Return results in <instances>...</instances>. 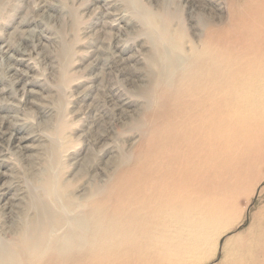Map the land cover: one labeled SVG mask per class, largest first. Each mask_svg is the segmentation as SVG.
Returning a JSON list of instances; mask_svg holds the SVG:
<instances>
[{"label": "bare ground", "instance_id": "bare-ground-1", "mask_svg": "<svg viewBox=\"0 0 264 264\" xmlns=\"http://www.w3.org/2000/svg\"><path fill=\"white\" fill-rule=\"evenodd\" d=\"M97 1L100 5L90 15L93 24L100 25L95 31L98 46L92 48L88 73L99 67L101 80L107 82L95 84L96 73L90 76L94 84L76 96V103L89 101L74 112L86 120L81 128L86 148L82 153L64 150L63 154L80 185L65 196V190L50 179L56 175L50 174V180H36L35 186L27 187L36 217L0 245V264H201L213 255L216 236L234 216L235 192L243 189L264 153V0H226L224 10L221 0H207L214 5L208 14L202 12L206 6L200 0H146L144 5L127 0L134 15L124 24V14L112 10L111 0ZM177 1L186 7L183 21L190 36L178 15ZM85 5L81 4L82 10ZM54 6L40 0L35 8L20 0L12 7L15 12L28 7L33 14L38 11L39 18L20 21L19 26L32 24L28 34L15 30L17 45L0 43V61L13 76L6 84H20L14 91L32 105L40 104L27 98L35 92L21 80L24 73L18 65H27L37 48L42 54L48 52L41 39L48 43L54 36L42 33L47 26L40 24L63 28L64 8ZM117 20L122 23L117 32L131 22L138 24L132 41L140 39L144 51L134 48L125 57L115 52L120 37L106 28ZM60 40L54 39L53 44L57 47ZM123 65L138 77L143 73L145 78L160 77L162 87L153 102L148 93L142 103L144 108L152 103L153 109L146 130L137 127L141 142L131 160L112 177L104 164L100 170L104 176L96 186L92 179L86 180L87 158L97 140L109 138L104 128L108 112L125 113L122 108L128 98L121 97V84L115 85L111 74ZM47 67L54 71L53 62ZM44 108L49 121L55 107L52 103ZM28 121L13 124L0 115V152L2 142H7L21 155L35 152L41 162L45 149L33 141L51 138V133L17 137L13 131L15 125L45 128L48 121L42 123L45 127ZM109 146L103 141L98 154L109 152ZM4 185H0L1 196L7 192ZM14 197L0 205V214L12 228L25 223L22 217L31 209L23 207L20 197L14 202Z\"/></svg>", "mask_w": 264, "mask_h": 264}, {"label": "rangeland", "instance_id": "rangeland-1", "mask_svg": "<svg viewBox=\"0 0 264 264\" xmlns=\"http://www.w3.org/2000/svg\"><path fill=\"white\" fill-rule=\"evenodd\" d=\"M2 1L4 0H0V9H2ZM19 1L20 0H5L4 3L6 6L2 12H0V43L2 44L10 43L17 45L19 39L18 35H15V30L20 29L21 32L23 31V34H28L30 33V25L32 24L31 22H28L27 24L19 26L20 21L25 17L30 20H36V18H39L37 14L38 11L33 14L28 11V7L21 8L22 10L15 12L12 7L16 6ZM28 1L29 4L35 8L38 3H40V0ZM45 1L55 5L54 7L56 8H58V6L64 8L66 23L63 25L62 29L58 25L53 27L49 26V24H40L41 28L47 26L42 29V33H46L47 36H54V39H59L60 37L61 40L57 43L56 47L53 44V38L48 43L40 38L43 41H41L42 44H44L42 46H47L46 48L48 49V52L46 53L45 50L42 54L37 48L36 53L32 52L30 56H28L27 65H18V68L24 73L21 80H23V83L28 82L27 86L29 90L35 92L33 94H28L29 96L26 97L40 105H32L26 102L17 91H14L19 88L18 85L20 84L13 87L6 84L11 83L8 80L13 78V76L8 71V67L0 61V89H5V91L0 92V115L6 116V118L13 124L28 120L30 123L27 124L29 125H35L37 122H41L42 124L50 116L47 114V111L44 110L46 109L44 106H51L53 103V107H55V115L54 117H51V120H47L48 122L46 121V127L45 124H42L45 128H36L34 126L33 128H21L20 126L15 125L13 131L17 137L36 132L37 134H42V132L51 133V138L47 137L42 140L39 139L33 141L35 146L43 147L45 149L46 158L44 160L47 159V161L45 164L44 160L40 162V160H38V155L35 152H22L21 155L19 152L20 150L16 151L11 144L2 142V151L0 152V172L2 173L0 176V185L5 182L4 186L7 188V192L3 196L0 195V205L5 201L12 200L15 196L14 202L18 201L16 197H20L24 203H27H23V207L25 205L26 207L31 208L33 202L30 204V201L28 200L27 187L35 186L36 180L41 179L47 181L52 179L58 184V188L65 190V196H69L68 194L76 189V186L80 185V181L72 176V170L70 169V165L68 166L69 160L67 159V156L63 155L65 153L64 150H67V152L72 150L71 152L75 154L77 152L82 153V150L84 151L86 148V145L82 142L81 138V128L83 124L86 123V120L82 117V114L80 115V113L74 112L78 110L79 107L77 108V106L89 101L76 103V96H80L83 89L93 83L92 78V81L90 80V76H93L96 73L99 74L97 75L99 76V80L95 81V84L102 83V85H104V83L107 82L105 79L101 80L99 67L93 68L90 72L91 74L88 73V64L94 58V51L92 48H94L95 45L98 46V43L95 42V31L100 27V25L93 24L95 19L92 20L90 12H93L95 7L99 6L100 3L97 0ZM135 1L140 5L146 3V0L145 2L144 0ZM201 1L204 2L207 8H203L202 12L205 14H208L211 10L213 12L214 5L211 2H208L207 0H200V2ZM227 1L221 0V5L223 6L221 9L224 10V5H226ZM177 2L180 4V11L177 10L178 15L186 28L187 36H190V30L183 21L182 8L184 10L186 7H183L182 2ZM110 3L112 4V10H114V12H118L119 15L124 14L122 19L123 24L125 19L128 20L129 17L134 15L132 13V7L127 0H111ZM81 4L82 6L86 4V7L83 10L81 9ZM184 12H186V10H184ZM198 14L200 15V13ZM205 18H210V16L205 15ZM107 20L111 21V19ZM113 23L116 24L112 26L110 25L106 30L110 33H117L120 37V42L117 45L118 52L115 51L116 53H119L120 51V55L125 57L130 54L134 48H139L142 51L145 50L144 46L141 45L142 43L140 39L136 42L132 41V38L135 34H138L136 32L140 29L137 23L131 22L124 26L126 27L123 28L124 30L119 32L116 31V27L122 23H119L118 20ZM56 30H59V32ZM28 62L31 63L28 64ZM50 62H53L54 64L53 72H49L47 67V64H50ZM111 74L113 77V83H115V85H117L116 83L121 84L123 90L121 97L128 99L123 105L125 107L122 108L125 110V113L121 114L118 110H115L112 114L111 112H108L104 118V120H106V127L104 128L107 130L109 138L103 141L110 145L108 147L109 152L106 154L102 153L103 155L98 154L100 144H102L103 141L97 140L96 144H94V149L90 150L91 154L87 158L89 163L86 169V180L90 181V179H92L96 186H98L97 183L99 182V179L104 176L100 173L104 164L108 165V177H112L114 173L121 168L123 163L131 160L135 147L141 142V134L138 132L137 127H140L141 131L146 130L147 117L153 109L152 103L148 104L145 108L142 106V103L146 101L148 93L151 94L150 101L152 100L151 102H153L154 97L162 87L160 77L152 76L145 78L144 73L142 76L140 75L138 77V75L135 76V74H131L130 70H127L124 65L120 66V68L114 72L112 70ZM121 80H124V82ZM82 85L83 87H81ZM54 86H57L58 89L56 90ZM92 94L94 95L95 92H92ZM18 118H21V120ZM27 143L29 144L31 142L29 141ZM22 151H25V149ZM24 154L33 155L31 158L26 159ZM100 156L102 158L99 159L98 157ZM43 167L45 172H43ZM50 174H53L54 176L56 175L55 178L49 179ZM104 178L106 179V176ZM248 181L249 186L247 184ZM244 182L245 185L243 184V189L239 188L235 192L234 216L232 221L230 224L228 223L226 226L221 227L222 234L220 233L215 238L216 247L214 248L213 255L210 259L202 261L201 264H264V153L257 159L251 174L244 180ZM63 202L65 201L63 200ZM24 215H26V218L22 216L20 217L26 222L22 224L17 223L15 228H12L7 221L5 223V218L0 214V245L11 237L17 235L22 228L26 227L27 223L31 222L36 217V213L32 208L30 211H26Z\"/></svg>", "mask_w": 264, "mask_h": 264}]
</instances>
